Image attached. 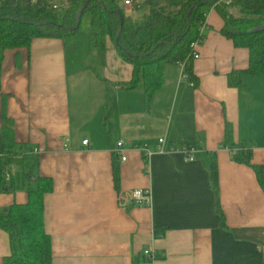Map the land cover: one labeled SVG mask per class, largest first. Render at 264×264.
<instances>
[{
	"label": "crops",
	"instance_id": "obj_1",
	"mask_svg": "<svg viewBox=\"0 0 264 264\" xmlns=\"http://www.w3.org/2000/svg\"><path fill=\"white\" fill-rule=\"evenodd\" d=\"M204 20L208 29L192 71L196 88L178 64L167 65L150 106L142 84L129 89L133 68L111 44L104 57L91 51L89 61L79 59L75 46L70 60L77 35L34 38L28 49L6 53L0 132L11 129L17 153L38 158L39 175L52 181L44 197L52 264H264V192L254 170L222 147L228 123L234 142L252 145L253 164L264 167V76L230 87L229 75L248 69L249 52L223 35L217 9H207ZM160 139L166 150L197 139L201 152L193 162L179 152L160 153ZM205 151L216 154L219 212L199 157ZM16 173L14 189L0 193V208L28 203ZM146 191L150 207L142 203ZM120 193L137 200L122 205ZM146 249L154 250L155 262L144 258ZM10 255L9 235L0 230V264Z\"/></svg>",
	"mask_w": 264,
	"mask_h": 264
},
{
	"label": "trees",
	"instance_id": "obj_2",
	"mask_svg": "<svg viewBox=\"0 0 264 264\" xmlns=\"http://www.w3.org/2000/svg\"><path fill=\"white\" fill-rule=\"evenodd\" d=\"M50 1L0 0V92L6 53L28 49L34 38H74L81 28V23L78 25V14L89 2L82 19L84 16L90 17V50L104 57L111 44L133 68L129 89L142 84L146 104L150 106L164 86L167 65L186 62L190 80L196 81L192 72L194 61L190 58L191 44L198 39L205 11L220 0H208L205 5V0L148 1L143 4L149 6L144 26L135 25L133 19L126 15V10L112 0H68L69 4L63 11L55 10ZM216 9L224 20L223 35L232 40L236 48L247 49L249 52L248 69L231 73L228 77L230 87L239 86L245 76H264V30L250 32L264 27V0H233L231 5L223 4ZM232 9L238 10L239 16L233 15ZM134 10H138V7ZM117 11L121 13L123 23ZM121 27L122 32L116 43ZM142 31L149 33L148 43L140 42L139 34ZM2 118L5 122V115ZM0 141L3 145L0 193L14 189L13 181L7 182L5 176L10 169L15 168L16 172L20 171L28 194L27 204L0 208V230L9 235L11 246V255L4 259V264H52V240L45 230L44 222V197L52 192V181L39 175L38 158L17 153L11 129L2 128ZM182 144L200 149L197 139H186ZM222 147L231 149L234 162L254 170L264 192V167L253 164L252 145L234 142L233 129L228 123ZM199 157L209 172L219 212L216 154L205 151ZM117 159L114 161L116 183L119 181ZM221 221L224 224L222 214Z\"/></svg>",
	"mask_w": 264,
	"mask_h": 264
},
{
	"label": "built area",
	"instance_id": "obj_3",
	"mask_svg": "<svg viewBox=\"0 0 264 264\" xmlns=\"http://www.w3.org/2000/svg\"><path fill=\"white\" fill-rule=\"evenodd\" d=\"M34 2H37V0H33ZM114 1L116 4H119L121 5L125 10H128V11H134V9L136 7H139L141 5H143L144 3L148 2V1H168V0H112ZM53 8L55 10H59V11H63L67 8L68 4H69V1L68 0H52L50 1ZM233 2V0H220L218 1L213 7L216 9L217 7L221 6V5H231ZM208 29V24H207V21L206 20H203L201 23H200V27H199V36H198V39L193 42L191 44V54H190V58L193 59V61H196V60H199L201 58V54L199 52V48L201 46V44L203 43V40H204V34H205V31ZM178 65L181 67L182 69V74H183V77L188 80L189 82V86L191 88H196V83L194 81H191L190 80V77L188 76V73L186 71V62H179ZM84 145H87L88 144V141L85 140L83 142ZM123 143L120 142L117 144V148H116V152H118L120 154V162L121 163H124L127 161V157L125 156V153L123 151ZM165 151H169L171 153L173 152H179L181 153L186 160L190 161V162H193L195 161V156L200 153L201 151L200 150H197L195 148H190L188 146H182L181 148L179 149H176L174 147L166 150L165 149V139H160L159 140V144H158V152L160 153H164ZM145 155H146V158H149L152 153L149 151V150H145ZM16 173V169L15 168H12L10 169V171H8L6 173V181L7 182H10L12 180V178L14 177ZM118 199H119V202L122 204V205H125V203L127 201H130V200H137V198L134 197V195L132 193L130 194H123V193H120V195L118 196ZM142 203L147 206V207H150L151 206V197H150V193L149 191H146L145 194H144V198L142 200ZM144 258L146 260H148L149 262H155L157 260V256L154 252V250L152 249H146L144 251Z\"/></svg>",
	"mask_w": 264,
	"mask_h": 264
},
{
	"label": "rangeland",
	"instance_id": "obj_4",
	"mask_svg": "<svg viewBox=\"0 0 264 264\" xmlns=\"http://www.w3.org/2000/svg\"><path fill=\"white\" fill-rule=\"evenodd\" d=\"M128 11V10H126ZM149 13V6L147 5H141L139 7L138 10H134V11H129L126 12V15L129 17H131L134 21L135 25H140V26H144L146 23V18L145 16ZM231 13L235 16H239L237 14V12L235 13L234 11H231ZM89 35H90V17L89 16H84V18L81 21V28L79 30V33L77 34V36L75 37V39L73 40V42H71L69 44V55H70V60L72 59V55H73V46H75L77 48V54H79V59H88L91 60V50H90V45H89ZM72 39V38H71ZM68 39V40H71ZM139 40L142 43H148L149 41V33L142 31L139 34ZM97 53V52H96ZM98 54V53H97ZM72 65H74V63H71ZM84 81H87L88 78L84 77L83 78Z\"/></svg>",
	"mask_w": 264,
	"mask_h": 264
},
{
	"label": "water",
	"instance_id": "obj_5",
	"mask_svg": "<svg viewBox=\"0 0 264 264\" xmlns=\"http://www.w3.org/2000/svg\"><path fill=\"white\" fill-rule=\"evenodd\" d=\"M207 1H208V0H205V1L203 2V5L207 4ZM234 1H242V0H234ZM88 4H89V2H87V3L85 4L84 8H83V9L79 12V14H78V25L81 23V19H82L83 12H84V10H85V8L87 7ZM116 14L118 15L119 19H120L121 22L123 23V17H122V15H121V13L117 11ZM71 30H75V29H74V28H71ZM262 30H264V27H258V28L252 29L250 32H251V33H258V32H260V31H262ZM121 32H122V27H121V28L119 29V31H118V34H117V37H116V43H118V41H119V38H120V34H121ZM5 190H7V189H5Z\"/></svg>",
	"mask_w": 264,
	"mask_h": 264
}]
</instances>
